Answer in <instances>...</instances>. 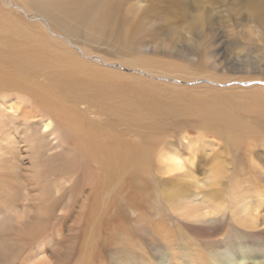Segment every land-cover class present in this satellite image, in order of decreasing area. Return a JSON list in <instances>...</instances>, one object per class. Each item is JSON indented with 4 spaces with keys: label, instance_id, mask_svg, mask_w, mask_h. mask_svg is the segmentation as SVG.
I'll use <instances>...</instances> for the list:
<instances>
[{
    "label": "bare ground",
    "instance_id": "1",
    "mask_svg": "<svg viewBox=\"0 0 264 264\" xmlns=\"http://www.w3.org/2000/svg\"><path fill=\"white\" fill-rule=\"evenodd\" d=\"M0 1L34 26L0 12V264H264L252 248L238 260L234 243L210 258L182 251L181 215L216 220L183 192L179 148L192 122L228 142L264 139V93L225 101L164 89L183 74L141 56L170 55L179 36L128 0ZM239 178L238 220L258 228L264 192L255 205Z\"/></svg>",
    "mask_w": 264,
    "mask_h": 264
},
{
    "label": "rangeland",
    "instance_id": "2",
    "mask_svg": "<svg viewBox=\"0 0 264 264\" xmlns=\"http://www.w3.org/2000/svg\"><path fill=\"white\" fill-rule=\"evenodd\" d=\"M128 3L134 6L139 16L146 13L147 18L158 21L161 19L151 15L161 14L162 20L163 16L166 17L169 20L166 26L171 24L179 36L178 43L172 45V51L168 50L170 55L159 56L151 52L141 56L148 61L163 58L160 61L171 63V68L183 74V79L175 76L179 80L177 87L181 86L183 93L177 91L176 86L172 90L169 89L172 85L161 83L170 93L177 92L178 96L187 99L205 96L208 100L218 97L225 101L229 98L238 101L245 94L256 93V90L264 93V0H128ZM0 5V12L7 17L22 22L21 25L34 27L21 15L11 12L3 2L0 1ZM195 16L202 17L199 27L193 25ZM23 20L26 24H23ZM196 43L198 45L195 46ZM149 57L154 60H149ZM135 79L142 81L139 76H135ZM141 79L144 81V78ZM204 124L192 122L180 129L181 157L189 164L185 162L181 184L184 193H198L192 198V204H197L196 209L201 208V212L197 211L205 214L202 218L216 221L198 225L196 220L181 215L182 251L193 250L192 254L194 252L210 258L212 251L222 253L226 246L238 244L241 248L235 252L243 255H239L238 260L248 258L251 248V252L264 258V195L263 205L259 207L261 219L258 218L256 222L259 227L249 228L238 220L237 215L245 200L244 192L238 188L235 192L231 189L233 184L240 185L237 181L240 177L239 181L249 182L254 188L248 194L254 204L259 201L256 191L264 192V175L252 169L251 161H256L253 166L259 165L264 171V139L240 136L234 142H228L220 130L204 129ZM188 198L189 194H186L185 201ZM241 214L244 215V209ZM227 254L235 255L229 251Z\"/></svg>",
    "mask_w": 264,
    "mask_h": 264
}]
</instances>
